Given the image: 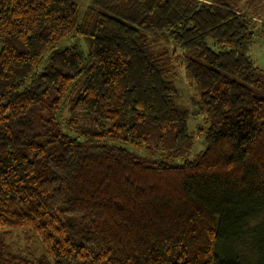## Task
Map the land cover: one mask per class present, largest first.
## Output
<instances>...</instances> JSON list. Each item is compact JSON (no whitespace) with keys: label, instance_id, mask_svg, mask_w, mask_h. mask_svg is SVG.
Instances as JSON below:
<instances>
[{"label":"trees","instance_id":"trees-1","mask_svg":"<svg viewBox=\"0 0 264 264\" xmlns=\"http://www.w3.org/2000/svg\"><path fill=\"white\" fill-rule=\"evenodd\" d=\"M257 2L0 0V264H264Z\"/></svg>","mask_w":264,"mask_h":264},{"label":"rangeland","instance_id":"rangeland-1","mask_svg":"<svg viewBox=\"0 0 264 264\" xmlns=\"http://www.w3.org/2000/svg\"><path fill=\"white\" fill-rule=\"evenodd\" d=\"M247 1V0H242ZM88 3V0H82V7H84ZM258 5L263 6L264 8V0H258ZM264 13V9L262 10ZM259 16L264 18V14L258 13ZM249 54L255 61L256 65L264 69V29L259 30L258 33L254 36L253 42L249 48ZM178 79V84L182 90V100L188 105V107L194 112L197 111L193 100L198 98V92L188 79V77L184 76L183 72L180 71ZM204 113H200L197 117L190 116L188 121V126L190 130H195L204 119ZM199 146L201 145L200 139L197 140ZM201 146V148H203ZM128 149H132L135 151H140L139 148L134 147L132 145H127ZM10 245L14 249L15 252H19L22 254H28L30 256H36L37 258H42L44 256V249L40 242V240L36 237L35 234L31 232H23V231H14L8 239Z\"/></svg>","mask_w":264,"mask_h":264}]
</instances>
